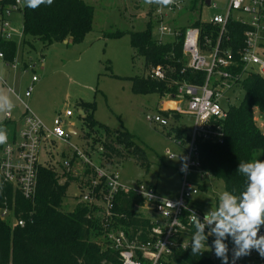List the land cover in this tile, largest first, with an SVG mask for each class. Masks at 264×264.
Returning a JSON list of instances; mask_svg holds the SVG:
<instances>
[{"label": "trees", "instance_id": "16d2710c", "mask_svg": "<svg viewBox=\"0 0 264 264\" xmlns=\"http://www.w3.org/2000/svg\"><path fill=\"white\" fill-rule=\"evenodd\" d=\"M13 1L0 2V15H4V8ZM199 2L203 3L202 0L190 2L191 19L187 27L200 29L201 47L206 50L215 46L220 26L192 17L198 10ZM21 10L24 41L32 38L42 41L46 46L58 41L78 43L93 30L94 7L85 0H53L51 5H41L35 10L22 6ZM159 21L160 18H150L143 30L117 31L107 36L117 38L129 34L134 51L144 58V75L126 78L131 82V89L135 94L154 93L176 98L182 85H201L207 74L188 66V58L183 52L187 27L178 28L174 40L163 42L155 39L152 34ZM226 29L227 38H223L221 49L229 48L234 52L233 60L237 64L230 71L242 72L240 50L243 48L246 26L239 21L230 20ZM206 39L211 42L204 45ZM0 52L6 61H14L16 43L11 37H5L2 31ZM29 64L31 62H27V66ZM156 67L164 72L163 78L153 74ZM223 105L228 113L220 122L221 140L198 141L200 164L203 172L223 182L225 190L235 189L238 193L244 185V177L237 172L239 162L264 160V78L254 73L242 75L229 91ZM78 106L85 114L91 111L88 116L85 115L88 130L99 125L105 131L102 157L115 162L122 160L124 153L119 145L124 150H131L130 154L136 159L146 161L145 150L137 143L133 134L128 131H112L93 119L96 107L94 102L80 101ZM165 115L174 119L179 117L175 110L166 111ZM177 135V139L182 138L180 133ZM85 139L87 140V136ZM2 156L3 151L1 159ZM77 160L74 157L71 164H75ZM41 164L37 174L36 192L32 198H26L18 187L6 181L0 174V264H120V250L110 241L108 235L105 236L108 243L92 237V228L102 229L101 222L93 217L94 211L99 208L80 203L71 211H63L61 204L70 179L60 183L56 171ZM86 167L90 172L89 166ZM199 187L201 191L205 190L204 185ZM144 203V199L134 191H119L113 200V223L110 224L105 218L107 225L113 229L122 227L130 241L139 244L147 242L153 226L152 218L137 214L138 207H143ZM4 210L9 211L8 215L12 219L23 218L25 224L13 225L9 217L2 218ZM212 241L213 238L209 237L208 245ZM187 247V250L181 247L176 249L168 257L166 264H219L212 251L192 255L191 245Z\"/></svg>", "mask_w": 264, "mask_h": 264}, {"label": "rangeland", "instance_id": "374dc122", "mask_svg": "<svg viewBox=\"0 0 264 264\" xmlns=\"http://www.w3.org/2000/svg\"><path fill=\"white\" fill-rule=\"evenodd\" d=\"M85 1L94 7L93 30L78 43L58 41L46 46L42 41L32 38L24 41L23 12L19 10L11 14V40L16 43V53L13 62L0 58V94L8 95L21 109L22 98L47 129H52L53 120L59 115L66 120L65 128L73 129L68 143L53 141L49 145L50 155L47 154L46 157L45 154L42 160L44 166L56 171L60 183L70 179V185L61 204L63 211H71L81 202L76 194L80 193V180L88 178L86 174L88 171L81 161L77 160L78 163L69 166L70 168L64 163L66 158L72 156L73 146L85 147L83 140L85 136L91 146L93 161L101 164L107 171L116 173L122 184L136 187L141 182H148L157 186L159 193L164 196L175 198L181 184V175L177 167L185 156V148L192 136L195 119L193 115L184 111L185 103L178 97L154 93L135 94L131 89V82L126 78L144 75V58L134 51L129 34L117 38L109 37L107 34L143 30L148 19L160 18L161 21L153 28V37L163 42L172 41L175 39V30L189 26L191 0H182L180 7L174 10L153 4L142 11L137 7L139 0ZM211 1L217 4L215 8L199 2L198 10L192 17L211 21L213 16L221 13L227 5V0ZM242 16L248 19L247 15ZM161 26L168 27L170 31L161 32ZM27 62L36 65L35 68H26ZM33 75H36L38 80L32 84ZM31 85L32 94L26 98L25 92ZM8 88L13 92H9ZM80 101L95 103L92 117L100 124L106 125L112 131H128L133 134L137 143L145 150L146 161L136 159L130 154L131 150H124L119 145L124 153L122 160L115 162L102 157L101 148L105 131L99 125L88 130L85 117L91 111L87 114L80 113L78 106ZM176 106L182 107V111H177L179 115L177 119L165 115L166 111H173ZM67 110H72L73 115L66 117ZM18 113V109L12 112L14 119L18 117ZM159 113L168 117V125L149 121V118ZM69 123L72 126H69ZM0 127L5 128L8 135L11 133L12 125L4 122L3 111H0ZM177 133L181 134V139H177ZM1 155L2 145L0 159ZM169 155H174L175 158L172 159ZM189 178L205 186V190L195 198L199 207L203 210L215 207L218 194L225 190L223 182L210 174L202 177L191 174ZM98 205L99 210L94 211L93 217L101 222L102 229L92 228L93 239L108 243L106 237L110 230L114 240L118 232L123 231L126 235L122 227L113 229L107 225L105 220L107 211L103 204ZM137 214L157 218L145 205L138 207ZM9 219L12 217L9 216ZM10 221L15 225L17 220L13 218ZM183 239L189 240L187 236ZM228 244V264H232L233 245L231 241ZM135 257L141 259L139 255ZM217 260L222 264L220 258ZM244 261L247 264H254L251 254L238 259L236 264H243Z\"/></svg>", "mask_w": 264, "mask_h": 264}, {"label": "built area", "instance_id": "2783aa9c", "mask_svg": "<svg viewBox=\"0 0 264 264\" xmlns=\"http://www.w3.org/2000/svg\"><path fill=\"white\" fill-rule=\"evenodd\" d=\"M2 1L0 0V2ZM202 1L209 7L217 6L211 0ZM181 3L182 0H176V3L170 6V10L179 8ZM22 6V3L14 0L4 8V15H0V30L5 34V37L10 38L12 35L10 30L11 14L21 10ZM242 15H247L248 19H244ZM230 20L239 21L246 26L243 48L240 50L243 63L242 72L230 71L237 64L233 60L234 52L229 48L221 49L223 38H227L226 27ZM210 22L220 26L219 38L215 46L206 50L202 49L200 29L196 27H187L183 39V52L188 58V66L205 71L207 76L201 85H182L177 94V97L185 103L184 111L193 115L195 122L192 136L185 148V156L178 165L181 184L175 198L161 195L157 187L148 182H141L136 187L122 184L116 173L107 171L101 164L93 161L91 146L84 137L85 147L73 146L72 156L65 159L64 164L68 165V168L73 165L71 162L74 157L81 161L86 169V165L89 166L91 171L87 170L88 178L80 180V193L76 196L81 200L80 203L95 206H99V203L103 204L109 223L115 216L113 200L119 191H134L144 199L145 207L150 208L157 216L152 219L153 226L149 232L150 240L147 242L139 244L136 241H130L123 231L118 232L114 240L113 234L108 233L110 241L120 250V264H166L168 257L176 249L180 247L184 249L181 246L183 242L188 246L191 244L190 239L195 229L189 219L190 212L194 210L202 220L207 211L201 209L195 200L201 192L200 184L189 178L191 174L199 177L206 174L201 169L198 141L221 138L220 122L226 118L228 113L223 101L242 75L254 73L264 78V0H227L223 11L214 15ZM160 30L161 32L170 31L166 26H161ZM209 42L211 41L206 39L204 45ZM0 58H3L1 52ZM13 67L16 66L13 65ZM26 68L34 69L35 65L29 64ZM152 72L157 77H164V72L160 67L154 68ZM37 80V76L33 75L32 84ZM8 91L13 92L11 88H8ZM32 91L31 85L25 92V97L29 98ZM20 102L23 105L22 109L13 103L15 105L13 110L4 112V122L11 123L12 131L8 135L7 143L2 145L3 156L0 161V174L6 181L18 187L26 198H32L36 192L37 174L43 156L50 155L49 145L53 141L68 143V139L74 131L70 132L65 128L66 120L60 115L54 118L52 129H47L31 111L29 104L25 103L22 98H20ZM15 109L19 111L16 119L12 114ZM174 110L182 111V107L176 106ZM72 115V110H67L65 113L66 117ZM168 120V117L160 113L149 118L150 122H158L164 126L168 125ZM179 144L182 145L180 142ZM169 157L175 158L174 155H169ZM8 212V210L2 211V218H8L10 216ZM14 219L17 220L15 225L23 226L25 224L23 218L15 217ZM207 231L208 229H206ZM260 234H264V227L261 228ZM185 236L189 240L183 239ZM211 238L214 239V237ZM230 241L229 239L226 243ZM137 255L141 259L136 258ZM213 255L215 256L214 253ZM251 255L254 264H264V258L257 251L253 250ZM243 264L247 263L244 261Z\"/></svg>", "mask_w": 264, "mask_h": 264}, {"label": "clouds", "instance_id": "9594fccd", "mask_svg": "<svg viewBox=\"0 0 264 264\" xmlns=\"http://www.w3.org/2000/svg\"><path fill=\"white\" fill-rule=\"evenodd\" d=\"M143 2L166 8L176 0ZM18 3L35 10L41 5H51L53 0H18ZM14 106L8 95L0 94V111L11 112ZM7 141V131L0 127V145ZM237 172L244 177L241 191L220 192L217 205L207 210L202 220L194 210L190 212L189 219L195 229L191 238L192 255H202L214 249L215 256L222 260V264H228L229 245L226 241L230 239L233 245L232 264L250 255L253 250L264 258V234H260L264 227V160L240 161ZM209 237H214L211 246L207 243ZM181 246L188 249L184 242Z\"/></svg>", "mask_w": 264, "mask_h": 264}, {"label": "crops", "instance_id": "0c3cea01", "mask_svg": "<svg viewBox=\"0 0 264 264\" xmlns=\"http://www.w3.org/2000/svg\"><path fill=\"white\" fill-rule=\"evenodd\" d=\"M137 5H138L137 7H138V10H139V11H140V10L142 11V9L145 10V9L148 8V6H149V5H146V4L143 2V0H139L138 3H137ZM148 21H149V19H148ZM67 43H68V41H67ZM166 103H167V102H166ZM166 103H165V105H167ZM79 109H80V108H79ZM165 110H166V108H165ZM81 111H83V110L80 109V112H81ZM83 114H84V111H83ZM69 124H70V123H69ZM70 125H71V124H70ZM70 125H69V126H70ZM71 126H72V125H71ZM72 130H73V129H72ZM160 194H161V193H160ZM161 195H163V194H161Z\"/></svg>", "mask_w": 264, "mask_h": 264}, {"label": "water", "instance_id": "95a60500", "mask_svg": "<svg viewBox=\"0 0 264 264\" xmlns=\"http://www.w3.org/2000/svg\"><path fill=\"white\" fill-rule=\"evenodd\" d=\"M66 42H67V41H66ZM80 113H83V111H81ZM69 131H70V132H73V130H72V129H69Z\"/></svg>", "mask_w": 264, "mask_h": 264}]
</instances>
